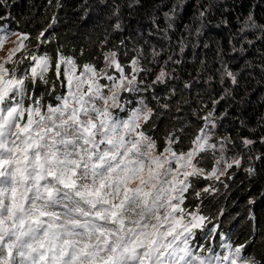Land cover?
Returning a JSON list of instances; mask_svg holds the SVG:
<instances>
[{
  "label": "snow or ice",
  "instance_id": "snow-or-ice-1",
  "mask_svg": "<svg viewBox=\"0 0 264 264\" xmlns=\"http://www.w3.org/2000/svg\"><path fill=\"white\" fill-rule=\"evenodd\" d=\"M183 6L184 0H176L163 12V28L154 17L156 34L164 41H171L169 33L175 31ZM207 11L198 7L192 22L183 26L177 41L180 52L188 46L189 37L202 34ZM113 14L118 16L119 9ZM115 28H120L118 22ZM249 31H259L257 38H264V24H258L251 13L229 39L227 50L217 44L214 62L219 65L215 71L221 84L225 80L239 84L238 73L230 69L225 56L242 54L246 45L253 44L247 38ZM7 35L17 34L0 36V47ZM43 36L42 32L37 39ZM27 39L19 34L18 46L8 54L11 69L0 63V264H255L250 254H244L246 245L234 246L223 236L219 245L223 254L212 246L192 244L196 230H203L208 220L183 207L192 179L219 181L227 169L240 168L242 160L239 154L227 155L234 143L231 137L213 141L214 109L201 117L204 126L187 151L176 147L177 131L183 132L182 128L169 132L158 148L154 136L144 130L155 110L143 99L126 118L113 113L125 111L122 93L148 91L176 78L169 65L181 61L174 60L172 52L151 84H145L138 77L152 69L142 63V47L133 49L127 65L109 50L104 53V67L97 69L87 63L78 66L59 49L55 63L50 54L37 52L14 60ZM163 51L152 46L148 62L158 64ZM25 59L28 64L21 71ZM109 69L118 75L109 74ZM53 71L55 79L50 81L48 74ZM57 81L64 94L55 97V104L43 103V97L35 93L37 85H50L51 96ZM175 91L171 89L170 94ZM225 94L231 91L225 89ZM161 107L166 109L168 104ZM259 142L264 144V136ZM255 143L241 139L248 151ZM208 154L214 163L211 170L200 166ZM245 171L255 174L254 167ZM212 191L214 186H205L195 196L200 199L201 192ZM215 231L213 226L204 239L210 240Z\"/></svg>",
  "mask_w": 264,
  "mask_h": 264
},
{
  "label": "trees",
  "instance_id": "trees-1",
  "mask_svg": "<svg viewBox=\"0 0 264 264\" xmlns=\"http://www.w3.org/2000/svg\"><path fill=\"white\" fill-rule=\"evenodd\" d=\"M17 1H0V25L7 24L9 33L20 32L28 35L25 53H19L15 60L30 52H37V54H50L55 63L56 52L59 49L65 56L74 58L78 66L87 63L101 69L104 61L103 53L108 49L115 50L121 64L127 65L135 54L133 49L142 47L145 57L142 63L152 69L147 74H141L143 80L147 75L151 77L157 68L148 62L151 59L152 48L149 43L150 38L157 32V29L153 28V19L159 17L158 23L163 28L165 26L164 20L161 23V19H164L163 12L168 11L176 3V0H110V2H106L108 0H21L19 5L15 3ZM186 1L179 14V28H175L177 30L174 33L170 32L176 34L172 43L159 40L163 41L162 48H164L159 62L164 63L170 52L173 53L174 58L180 53L177 41L184 33L183 26L192 22L198 7L202 10L208 9L205 22L207 37L200 42V48H195L193 42L197 41V37L191 36L192 43L188 46L189 49L185 50L179 59L177 58L181 63L172 67L175 69L173 76L176 78L168 81L167 84L155 85L144 94L149 107L155 110L144 130L154 136L158 148H162L164 137L171 131L179 130V126L188 119L190 126L185 130L186 132L179 136L177 131L180 140L176 146L177 150L187 151L192 147L191 141L198 129L204 126L201 117L214 109L218 124L217 133L231 137L234 142L229 145L232 155L239 154L245 166L255 168V174L249 175L247 171L239 174V170L235 172L233 169L230 173V175L234 173L232 180L229 181L227 178L226 184L193 178L192 187L186 194L184 208L201 209L200 213L207 217V221H211L212 225L219 226V230L225 233L231 232L235 246L246 245L244 254H250L255 264H264V247L261 246V240H255L256 236L264 240V144L259 142L260 137L264 136V38H257L260 36L259 31L247 33V38L251 39L253 44L246 45L247 50L242 54L225 56V60L230 61V69L238 73L239 84L236 86L231 85L229 80L220 83L219 74L215 71L219 65L214 62L217 44L227 50L229 39L237 33L241 22L250 13L258 24H264V0H219L216 4H212L210 0ZM116 8L119 9L118 16L113 14ZM88 13L90 16L86 23L87 28L80 32L82 20ZM117 22L120 24L119 29L115 28ZM42 32L44 36L38 40ZM202 33L205 34L203 31ZM205 44L208 46L205 47ZM125 50L127 55L124 54ZM201 61L205 62L203 70ZM27 64L28 60L25 59L19 66L20 70L22 71ZM246 64L251 67L246 68ZM5 66L11 69L13 63ZM48 75L50 81L55 79L54 71L49 72ZM63 79L62 74L61 80ZM185 83L192 86L185 88ZM28 86L31 91V84L29 83ZM49 86L38 84L35 93L43 97V103L55 104V97L63 95L65 89L57 81L55 91L49 96ZM173 88L176 90L175 95L170 94ZM225 89H229L231 95H226ZM123 96L131 102L130 107H136L138 97L129 93ZM222 96L224 99H220ZM214 99L219 100V103L213 105ZM25 103L27 104V100ZM159 103H170L168 104L172 107L170 114H175V117L169 118L159 113ZM194 109L196 114L192 112ZM180 113L184 115L183 119L179 118ZM242 138L256 141L250 146L251 151L242 146ZM208 156L204 155L202 159H206L203 160L207 164L206 170H211L214 166L213 158ZM257 156L260 159L257 160ZM209 185L214 186L215 191L201 192L200 199H197L195 192ZM231 194H236L234 201L229 200ZM241 199H244L246 205L244 222L248 230L244 238L241 234L245 231L240 229V225L228 228L225 222L222 223L223 210L232 209ZM259 199H262L261 206L256 204ZM249 201L253 203L247 206ZM200 239L204 240L201 234ZM205 244L207 245L208 241Z\"/></svg>",
  "mask_w": 264,
  "mask_h": 264
},
{
  "label": "rangeland",
  "instance_id": "rangeland-1",
  "mask_svg": "<svg viewBox=\"0 0 264 264\" xmlns=\"http://www.w3.org/2000/svg\"><path fill=\"white\" fill-rule=\"evenodd\" d=\"M0 1H2L3 2V0H0ZM189 1V0H188ZM211 1V3L212 4H216V3H219V0H210ZM106 2H110V0H108V1H106ZM187 1L186 0H184V4L186 3ZM15 3H17V4H19V5H21V0H18L17 2H15ZM7 4V3H6ZM5 4V5H6ZM13 7L15 6V4H13L12 5ZM11 6V7H12ZM12 7V8H13ZM13 10V9H12ZM202 10V9H201ZM88 16H90L89 15V13H88V15L87 14H85V17H84V19L82 20V26H81V28H80V32L81 31H83V30H85L86 28H87V25H86V23H87V21H88V19H89V17ZM7 20H8V17L6 18ZM156 19V23L161 27V24H159L158 23V19H160L159 17H156L155 18ZM12 20V19H11ZM163 20L164 19H161V23L163 22ZM56 21H58V19H56ZM55 21V22H56ZM68 21L70 22V18H68ZM67 21V22H68ZM153 23V22H152ZM163 25V24H162ZM5 27L7 28V31L9 32V26L7 25V24H5ZM153 28H156L155 26H154V24H153ZM176 28L178 29L179 28V20L177 21V24H176ZM176 29V30H177ZM207 27H204V30H203V32H205V34L204 33H202L199 37H197V41H195V42H193V44H194V47L196 48V47H201V45H200V42L202 41V40H205L206 39V37H207V35H206V33H207ZM216 29H219V28H216ZM175 30V31H176ZM175 31H173L172 33H174ZM251 32H254V31H249L248 33H251ZM14 33H16L17 35H7V38L5 39V40H3V42H2V47H0V63H5V65L6 64H11L12 62H6L7 61V57H8V54L10 53V51L12 50V49H14V48H16L17 46H18V44H17V41H18V38H19V34H22V33H20V32H14ZM169 35L171 36V41H166L168 44H170V43H172V41L174 40V37L176 36V34H170L169 33ZM2 36H4V35H2ZM28 36V35H27ZM151 36V35H150ZM190 39H192L191 37H189L188 38V40H189V42H188V46L192 43V41H190ZM159 40H163L159 35H156V34H154L153 36H151V38H150V42L149 43H151V46H156L157 48H162V43H163V41L161 42V41H159ZM199 40V41H198ZM249 40H251V39H249ZM26 41L27 40H24V44H25V46H26ZM188 46L184 49V51L185 50H188L189 48H188ZM25 50H26V47H25V49H23V50H21L20 52H17L15 55H14V57H13V59L15 60V58H16V56L19 54V53H25ZM109 50H113V49H108L106 52H108ZM178 50H179V45H178ZM113 51H115V50H113ZM183 51V52H184ZM183 52H180L178 55L176 54V56H175V58H174V56H173V59L174 60H177V58L179 59V56H181V54H183ZM105 53V52H104ZM104 53H103V56H104ZM162 54H163V52H162ZM162 54H161V56L158 58L159 60H161L160 58H162ZM186 54V53H185ZM183 56H185V55H183ZM161 65H163V62L162 63H158V64H154V66L155 67H157L156 68V70H154V72H153V75L151 76V77H149L148 75L146 76V79L145 80H143L142 78H141V75L138 77V80H143L144 81V83L145 84H151V82L155 79V76H156V74L159 72V70H160V66ZM173 65H175V64H170L169 65V67L170 68H172L173 67ZM103 67H104V61H103ZM102 67V68H103ZM125 72L127 73L128 72V68H125ZM109 74H113V75H118V73H116L115 72V69H109ZM152 80H151V79ZM101 83H109V82H107V81H104V80H101L100 81ZM162 85V84H161ZM192 86V85H191ZM147 91H144V92H140V93H129V94H131V95H135L136 97H138V100H137V107L139 106V104H138V101L140 100V99H143L144 100V102L145 103H147V99L145 98V96H144V94L146 93ZM124 94H128V93H122L121 94V100L122 101H126L127 103L125 104V106H129V104H131V102L127 99V98H125L123 95ZM170 100H172V99H170ZM173 102V101H172ZM148 104V103H147ZM163 104H165V103H159V105H158V109L160 110L159 111V113H163V115L164 116H166V117H169V118H171V117H175V114H170L171 113V108L172 107H170L169 105H168V108H162L161 107V105H163ZM167 104H170V103H167ZM179 110V109H178ZM181 111V110H180ZM119 112H121L119 109H115V110H113V113H114V115H119ZM193 114H196V110L194 109L193 111ZM179 118H181V119H183L184 118V115H182L181 113H180V115H179ZM185 123L184 124H182V125H180L179 126V129H183V132H180L179 131V136H181L183 133H185L186 131L185 130H187L188 129V127L190 126V121L187 119V120H185L184 121ZM202 122H203V120H202ZM203 124H204V122H203ZM217 126H218V124L216 123V127H215V129H214V136H213V141H215V139L216 138H222V137H225V136H227V135H221V134H218L217 133ZM160 127V126H159ZM250 140H252V139H250ZM231 145V144H230ZM193 146V145H192ZM209 155V154H208ZM207 155V156H208ZM227 155L229 156V157H231V156H234V155H232V151H231V149H230V147H229V151H228V153H227ZM208 157H211V156H208ZM203 160H206V159H202V163H201V167H203L205 170H206V167H207V164H206V161H203ZM244 160L242 159L241 160V166H240V168H237V167H235V166H233L231 169H227L226 171H227V175L226 176H223V177H221V179L219 180V181H217V182H222V183H224V184H226L227 183V178H229V177H231L230 179H229V181H231L232 180V175L234 174V173H232L231 175H230V173L232 172V170L233 169H235V172L236 171H238L239 170V174H242V173H244L245 172V169H247V168H249L250 166L248 165V166H245L244 164ZM233 179H235V178H233ZM210 181H216V180H210ZM227 191H228V188L226 189ZM236 198V194L235 195H232L231 194V196L229 197V200H231V201H234V199ZM220 200V199H219ZM252 200V199H251ZM250 203H253L252 201H249L248 202V204H247V206H249L250 205ZM256 204H258L259 206H261V204H262V199H259L258 200V202L256 203ZM244 208H246V205H244V199H241L240 201H238V202H236L234 205H233V208L232 209H227V208H225L226 210H223L224 211V214H223V216H222V223H224L225 222V224L227 225V227L228 228H230V226H234V225H240V229L242 230V231H245V232H243V234H241L242 236H243V238L246 236L245 235V233H246V231H248L247 229H246V223L244 222V220H245V216H244ZM200 210L201 209H197L196 211H198L199 213H200ZM201 214V213H200ZM232 216H234V217H232ZM206 223L207 224H211L212 222L210 221H206ZM226 229V228H225ZM227 230V229H226ZM250 235V234H249ZM255 240L256 241H259V240H261V246H263L264 247V240L263 239H261V237H259V236H256V238H255ZM263 240V241H262Z\"/></svg>",
  "mask_w": 264,
  "mask_h": 264
}]
</instances>
